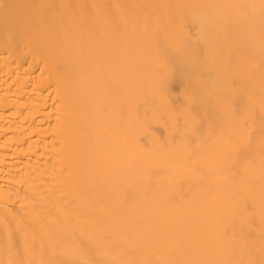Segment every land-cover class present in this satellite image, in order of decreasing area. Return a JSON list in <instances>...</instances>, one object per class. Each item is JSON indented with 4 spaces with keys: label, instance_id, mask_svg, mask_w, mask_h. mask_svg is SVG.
I'll return each mask as SVG.
<instances>
[{
    "label": "bare ground",
    "instance_id": "bare-ground-1",
    "mask_svg": "<svg viewBox=\"0 0 264 264\" xmlns=\"http://www.w3.org/2000/svg\"><path fill=\"white\" fill-rule=\"evenodd\" d=\"M0 264H264V0H0Z\"/></svg>",
    "mask_w": 264,
    "mask_h": 264
},
{
    "label": "rangeland",
    "instance_id": "rangeland-1",
    "mask_svg": "<svg viewBox=\"0 0 264 264\" xmlns=\"http://www.w3.org/2000/svg\"><path fill=\"white\" fill-rule=\"evenodd\" d=\"M210 8V7H209ZM211 9H213V7H211ZM171 13V12H170ZM176 26V25H175ZM175 27H174V25H172V27H171V29H174ZM170 29V30H171ZM176 29H178V32L179 33H177V31H176ZM176 29H174L173 31H174V33H173V31H170L171 33H173V34H171L170 32L168 33L169 35H167L166 37L168 38L170 35H171V37H169V39L171 40V38H174V39H176V40H172L171 42L174 44V42L175 43H177V44H180L181 45V47H180V45H179V47H178V45L177 44H175L176 46H177V48L179 49V48H181V50H182V47H183V50H184V47H185V45H187L186 47H185V50H184V52L186 51V49H190L191 51H192V47H194V50H193V54H192V62H191V64H195L196 62H198V65H197V63L194 65L195 67V69L193 68V70H192V72L191 73H193V74H190V76L188 77V80H190L189 82H186L187 80H185V81H182L181 82V79L179 78V76H178V71H177V63L179 62V59H175V58H170V56H169V51L166 49V48H163V50H162V48L160 47V49L159 50H155L154 49V51H156L155 53L157 54V57H158V59H156L155 60V63H157V64H153V62L152 63H150V64H153L155 67H156V69H163L162 67H166V69H167V71H166V69H164L163 71H161V73L164 75H162L161 73H160V78H161V75H162V80H161V88H162V90L160 89V87L158 88L159 89V92H160V90H161V92L162 91H164V89H165V91H164V93H163V95H167L166 97L165 96H163V97H165L166 99H168V97H169V94H167V91H169V90H171L170 91V93L172 94V95H175L176 97H178L179 98V100H181V96L179 95L180 93L182 94V92H184V90H183V88L184 89H186L185 91L186 92H188V93H186V94H188V96L191 94V95H193L194 96V100H193V97L191 96V99L193 100V101H195V99H197L198 98V95H199V98L200 97H203V99H204V102L205 103H207V104H210V107H214V103L212 104V99H211V97H210V95H208L209 93L211 94V92H210V88H212V90L215 92L216 91V89H217V91H219L218 90V87H217V84H216V81L214 80V78H213V74H214V70H215V64H213L212 66H210V63H212L215 59L217 60V63H218V65L219 64H221V61L220 60H222L223 58H225V57H227V60L225 61V62H223L222 61V64H223V66H224V68H225V70H226V74H228V76L230 77V87H231V89L232 90H236L237 89V83H238V78L236 77V76H234L233 75V71H232V61H233V55H232V53H231V51H230V49H229V47H228V45H227V42H225V40H223L222 38L220 39V41H218L217 40V38L214 36L215 34H213L212 35V33H215V32H210L212 29H210V31L208 30L206 33H208L207 35H206V33H204V35H202V36H204V37H202V38H204L203 40H201V37L199 38V41H198V39H197V41H198V43H195V41H194V44H193V42L191 43V42H189V41H183V44H182V42L180 41L181 39V36L180 35H178V37H179V39H178V37H177V34H182L183 32L181 31V29H180V27H177L176 26ZM164 30V29H163ZM162 31V30H161ZM161 33V32H160ZM175 33H177V34H175ZM157 36L159 35L158 33L156 34ZM161 36H162V33L160 34ZM206 35V36H205ZM163 36H165V35H163ZM174 36V37H173ZM177 38H176V37ZM160 38V37H159ZM180 41V42H179ZM184 42H187L186 44L184 43ZM195 45L196 46V44H197V46H196V48H195V46H192L191 47V45ZM174 45V46H175ZM188 45H190L189 46V48H188ZM155 48H157V47H155ZM162 52V53H159V52ZM164 53V54H163ZM159 54H163L164 56H160ZM216 54V57H214V55ZM211 56V57H209V56ZM160 56V57H159ZM206 57H208V60H207V58ZM213 57V59H211ZM163 58V59H162ZM210 59V60H209ZM159 61H161L162 63L160 64L161 66H159ZM211 61V62H210ZM159 62V63H158ZM164 63V64H163ZM165 63H166V65L167 66H169V67H167L166 65H165ZM163 64V65H162ZM200 65V66H199ZM193 66V65H192ZM157 67H160V68H157ZM204 70H203V69ZM171 71L172 70V72H168V71ZM195 70V71H194ZM160 71H158L157 70V73H159ZM166 72H168V73H166ZM195 72H197V73H195ZM195 73V74H194ZM198 74V75H197ZM163 80H164V82H163ZM191 81H192V83H191ZM165 82H167V85H165ZM198 82V85H200V86H197V83ZM204 83H210L211 84V86H209L208 88H207V86H205V85H203ZM181 84H183V85H181ZM190 84H192L194 87L195 86H197L196 88H195V91L198 93V95H197V93H195V91H194V87L192 86V85H190ZM191 86L190 88L192 89H189V87L188 86ZM202 85V86H201ZM163 87H164V89H163ZM199 87V88H198ZM202 87V88H201ZM168 88H169V90H168ZM180 88L182 89V90H180ZM210 89V90H209ZM203 92V93H207V97H209L208 99H209V102H207L208 100H206L207 99V97L206 98H204V94L203 93H201V91ZM205 90V91H204ZM190 91H193L194 93L192 94V92H190ZM161 92H160V94H161ZM189 92H190V94H189ZM166 93V94H165ZM174 93V94H173ZM185 93V92H184ZM183 93V95H185ZM170 94V95H171ZM206 95V94H205ZM161 96V95H160ZM186 96V95H185ZM163 97H158V102L156 101V104H159V107H161L162 106V108H166V104H169V103H167V100H165V102L166 103H164L165 105H162L163 103L162 102H164V99H163ZM159 98H161V100L162 101H160V99ZM198 98V99H199ZM169 100V99H168ZM210 100H212V101H210ZM225 100V99H224ZM197 101V100H196ZM196 103H198V102H196ZM160 104H161V106H160ZM178 105H180V106H182V105H185L186 106V104L183 102V101H180L179 102V104ZM196 105V104H195ZM195 105L193 106H191V108H189V109H187L188 111H189V113H193V112H195V110H196V107H195ZM157 107H158V105H157ZM204 107V106H203ZM216 108H217V106H216ZM191 109H192V111H191ZM194 109V110H193ZM197 110H198V107H197ZM203 110H204V115L206 116L205 118H207V117H210V119L209 118H207V119H209V123L210 124H212L214 127H215V129L217 128V125L215 126V124H219L220 123V121L219 120H221V119H218V117H215V114H210V109H208V107L206 108V107H204L203 108ZM205 110L206 111H208L209 110V114H208V116H207V114L206 113H208V112H206L205 113ZM178 111V110H177ZM176 111V112H177ZM199 111V110H198ZM211 113H213V111H212V109H211ZM210 115V116H209ZM214 116L215 118H213L212 116ZM216 119H218L217 121L218 122H216L215 120ZM215 121V122H214ZM221 122H223L224 123V121L223 120H221ZM215 123V124H214ZM223 123L221 124H219V126H218V128L216 129V131H219L220 129L221 130H223V129H225V127H227V126H225V124L226 123H224V126H223ZM222 125V126H221ZM220 126H221V128H220ZM224 127V128H223ZM220 128V129H219ZM221 133H220V135L221 136H225V134L222 132V131H220ZM216 133H218V132H216ZM219 134V133H218Z\"/></svg>",
    "mask_w": 264,
    "mask_h": 264
}]
</instances>
